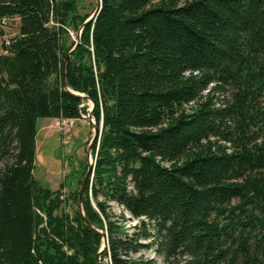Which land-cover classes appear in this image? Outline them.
<instances>
[{
  "label": "trees",
  "instance_id": "16d2710c",
  "mask_svg": "<svg viewBox=\"0 0 264 264\" xmlns=\"http://www.w3.org/2000/svg\"><path fill=\"white\" fill-rule=\"evenodd\" d=\"M77 4L0 0L19 20L0 54V264H105L104 240L110 264H150L141 241L165 264H264V0H100L79 38ZM87 100L83 217L85 172L62 198L34 170L38 120Z\"/></svg>",
  "mask_w": 264,
  "mask_h": 264
},
{
  "label": "rangeland",
  "instance_id": "374dc122",
  "mask_svg": "<svg viewBox=\"0 0 264 264\" xmlns=\"http://www.w3.org/2000/svg\"><path fill=\"white\" fill-rule=\"evenodd\" d=\"M96 8V0H78L77 13L80 16L87 15L89 16L88 18H91ZM18 25L19 20L17 18L7 20L4 24L0 21V54H3L2 44L4 40L11 39L17 35ZM79 31L80 27L77 34ZM68 32L71 40L78 42L75 32L70 28ZM80 106L84 110L81 113L84 118L77 120L68 127H60L57 120H52L48 127L40 129L39 136L37 135L36 137L34 178L51 190H57L63 183L62 198H67L70 192L77 189V183L82 176L81 173L86 172L89 160L92 161L91 152L90 157H88V145L92 137L95 136V131L97 132V123L94 118L87 116L89 115L87 109L89 111L93 110L91 102L87 100ZM91 119L95 126L90 122ZM43 121V119H39L38 126ZM63 208L68 214L73 211V205L70 202H67ZM111 208L117 217L122 213L125 218H128L126 226H130L128 233L131 234L134 231L131 227L136 224V221L123 212L122 208L114 204H112ZM145 221L148 223L147 220ZM141 242L146 244L147 247L138 253L132 254L131 260L138 262L148 261L150 264H165L157 251L156 245L151 241ZM102 246L103 243L100 249ZM97 259L108 264V258L101 259L99 256ZM180 259L182 264L185 259L183 257Z\"/></svg>",
  "mask_w": 264,
  "mask_h": 264
},
{
  "label": "water",
  "instance_id": "95a60500",
  "mask_svg": "<svg viewBox=\"0 0 264 264\" xmlns=\"http://www.w3.org/2000/svg\"><path fill=\"white\" fill-rule=\"evenodd\" d=\"M96 3H97L96 11L94 12L93 16H92L91 18H87V19L85 20V22L82 24V26L80 27V31L78 32V38H79V36H80V32H81L83 26H84L85 24H87L92 18L96 17V15L98 14V12H99V10H100V0H96ZM77 44H78V42H76L74 48L76 47ZM74 48H73V49H74ZM73 49H72L71 51H73ZM71 51H70V52H71ZM62 87H63L67 92H69L70 94H72L73 96H76V97H79V98H83V97H84V95H82V94L74 93V92L70 91L69 89H67V87H66V82H65V74H63V77H62ZM90 102H91V101H90ZM91 104H92V108H93V103L91 102ZM91 112H92V110H91ZM91 112H90V116H92V113H91ZM92 118H93V117H92ZM92 124H93V126H95L93 121H92ZM97 136H98V129H97V132L95 131V136L92 137V139H91V141H90V143H89V145H88V157H90V152H91V149H92V145H93V142L96 140ZM93 166H94V163H93L91 160H89V164L87 165V170H86V172H85V174H84V176H83V178H82V180H81V184H80V186H79V188H78V208H79V212L81 213V215H82L83 217H84V215H83L82 207H81V203H82V198H81V197H82V191H83V188H84V186H85V184H86V182H87L89 176L91 175V177H92V173H91V172H92ZM84 222H85V224H86L88 227H90L91 229H93V228L88 224V222H87L85 219H84ZM105 246H106V240H104L102 248H101V249L99 250V252L97 253V258L100 256V253L103 251V249L105 248ZM108 264H110V260H109V259H108Z\"/></svg>",
  "mask_w": 264,
  "mask_h": 264
},
{
  "label": "built area",
  "instance_id": "2783aa9c",
  "mask_svg": "<svg viewBox=\"0 0 264 264\" xmlns=\"http://www.w3.org/2000/svg\"><path fill=\"white\" fill-rule=\"evenodd\" d=\"M80 107H82V106H80ZM87 112H89V115H87V116H90V112H91V110L89 111L88 109H87ZM88 114V113H87ZM92 117V116H91ZM82 118H84L83 116H82V114L80 113V118L79 119H82ZM79 119H61V120H58V125L60 126V127H68L69 125H71L72 123H75L77 120H79ZM92 119L90 120V122L92 123Z\"/></svg>",
  "mask_w": 264,
  "mask_h": 264
},
{
  "label": "crops",
  "instance_id": "0c3cea01",
  "mask_svg": "<svg viewBox=\"0 0 264 264\" xmlns=\"http://www.w3.org/2000/svg\"><path fill=\"white\" fill-rule=\"evenodd\" d=\"M44 121H43V123L42 124H40L39 126H38V132H37V135L39 136V133H40V129L41 128H45L46 126L48 127V124L52 121V120H56V119H43ZM58 121V120H57ZM39 122H37V124H38ZM37 137V136H36Z\"/></svg>",
  "mask_w": 264,
  "mask_h": 264
},
{
  "label": "bare ground",
  "instance_id": "6f19581e",
  "mask_svg": "<svg viewBox=\"0 0 264 264\" xmlns=\"http://www.w3.org/2000/svg\"><path fill=\"white\" fill-rule=\"evenodd\" d=\"M93 162V161H92Z\"/></svg>",
  "mask_w": 264,
  "mask_h": 264
}]
</instances>
